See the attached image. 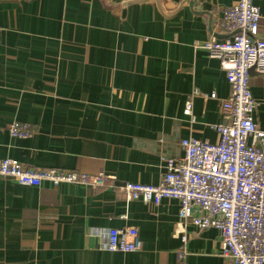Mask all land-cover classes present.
Masks as SVG:
<instances>
[{"label":"crops","instance_id":"0c3cea01","mask_svg":"<svg viewBox=\"0 0 264 264\" xmlns=\"http://www.w3.org/2000/svg\"><path fill=\"white\" fill-rule=\"evenodd\" d=\"M236 1L0 0V158L108 176L96 188L0 177V264H232L215 228L188 225L183 244L175 200H126L121 186L158 184L183 138L216 142L230 88L194 45ZM253 3L264 39V0ZM249 88L264 130V74L251 70ZM13 121L32 135L11 137ZM123 227L138 229L140 250L104 247Z\"/></svg>","mask_w":264,"mask_h":264},{"label":"built area","instance_id":"2783aa9c","mask_svg":"<svg viewBox=\"0 0 264 264\" xmlns=\"http://www.w3.org/2000/svg\"><path fill=\"white\" fill-rule=\"evenodd\" d=\"M260 17L253 0H237L222 10L209 37L194 45L218 61L230 88L229 96L221 100V122L211 125L218 135L216 142L183 138L179 156L161 157L164 171L158 184L124 182L121 186L126 200L154 206L164 199L175 200L176 232L183 244L188 225L198 230L215 228L220 256L232 264H264V130L254 119L257 102L249 88L251 70L264 74ZM216 32L230 35L219 39ZM184 113L194 120L190 100L184 103ZM6 130L16 138L32 135L30 125L18 121ZM0 177L35 187L48 182L54 187L68 183L96 188L106 186L108 179L103 172L32 168L12 158H0ZM104 247L113 252L140 250L138 229H108ZM183 253L182 248L179 257Z\"/></svg>","mask_w":264,"mask_h":264}]
</instances>
